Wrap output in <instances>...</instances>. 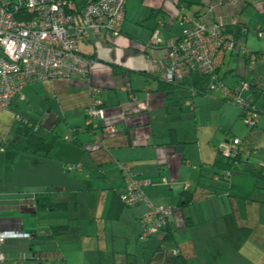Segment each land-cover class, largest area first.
Instances as JSON below:
<instances>
[{
    "label": "crops",
    "instance_id": "obj_1",
    "mask_svg": "<svg viewBox=\"0 0 264 264\" xmlns=\"http://www.w3.org/2000/svg\"><path fill=\"white\" fill-rule=\"evenodd\" d=\"M124 12L118 38L88 32V39L78 43L80 54L94 60L88 80L54 78L32 83L12 104L25 122L38 129L27 140L28 133L18 122L12 148L8 143L0 152V232L30 234L28 239L6 241L2 250L7 263L136 264L128 249L131 234L142 247L155 245L151 239L156 238L157 248L168 230L185 264H264V195L255 198L252 183L247 198H241L242 187L233 196L220 194L229 190L231 182L238 189L239 178L219 179L225 162L219 153L216 156V149L199 141L191 156L183 135L171 126L179 119L187 121L183 113L196 121L203 106L216 102L222 109L224 101L202 94L192 99L193 109L185 106L188 88L197 82L203 88L195 75L191 82L169 90L160 84L163 45L182 35L184 20L198 18L245 29L238 39L245 55H227L218 72L227 86L250 81L251 73L264 77V35H259L264 34V0H126ZM155 32L163 45L144 50ZM89 85L99 89L105 112L104 120L93 127L86 126ZM244 93L257 110L264 108V99L251 91ZM259 100L262 105L257 108ZM228 108L231 113L218 110L224 125L229 116L240 120L241 110ZM103 126H113L115 131L102 132ZM253 129L256 139L264 137V119ZM222 134L225 141L227 135L236 137L230 130ZM45 142L51 143L48 152ZM179 147L182 152H177ZM196 164L204 166V172L201 167L197 175ZM3 165L6 175H2ZM67 165L80 169L68 171ZM120 165L129 167L138 180L149 182L142 187L149 204L173 209L164 229L146 243L139 242L138 236L148 207L144 201L133 207L120 202L125 188ZM258 172L253 171V178H259ZM37 195L44 196L43 203L51 208L39 209ZM187 197L190 202L184 205ZM120 226L122 231H116ZM55 227L67 230L39 237Z\"/></svg>",
    "mask_w": 264,
    "mask_h": 264
},
{
    "label": "built area",
    "instance_id": "obj_2",
    "mask_svg": "<svg viewBox=\"0 0 264 264\" xmlns=\"http://www.w3.org/2000/svg\"><path fill=\"white\" fill-rule=\"evenodd\" d=\"M125 3L126 0H0V111L10 109L29 84L54 78L88 80L94 60L80 54L78 43L88 39V32L118 38L125 18ZM184 21L186 27L181 37L165 44L166 84H181L190 72L196 73L203 77V93L189 89L185 106L193 109L192 99L202 94L216 96L239 106L241 122L253 129L264 117V108L257 110L242 97L249 89L247 83L228 88L218 74L228 54L243 50L241 43L226 31L222 22L207 24L201 18ZM157 35V32L153 34L145 50L163 44ZM125 89L129 90V86ZM88 92L86 126L93 127L94 123L104 120L105 112L98 98L99 89L89 85ZM15 121L34 127L35 131L38 129L18 116ZM101 131L113 133L115 128L103 126ZM6 144L7 140L0 137V152L5 151ZM240 144L238 138L225 141L218 152L230 160L238 154ZM65 169L73 171L80 167L67 165ZM120 170L125 182L120 202L133 207L144 201L148 207L140 219L138 236L139 242L146 243L164 229L173 209L149 204L142 193V187L149 182L138 180L127 166L120 165ZM260 170L264 171V165ZM223 175L229 181L232 172L226 171ZM28 238L30 234L23 232H0V264H8L2 250L6 241ZM177 253L173 251V255Z\"/></svg>",
    "mask_w": 264,
    "mask_h": 264
},
{
    "label": "rangeland",
    "instance_id": "obj_3",
    "mask_svg": "<svg viewBox=\"0 0 264 264\" xmlns=\"http://www.w3.org/2000/svg\"><path fill=\"white\" fill-rule=\"evenodd\" d=\"M207 97H210L207 99H211V97L212 99L216 98L212 95H207ZM242 97L246 99V94L244 93ZM214 103L215 104L211 103L210 105L203 106V108L200 109L197 114L196 121H194L192 115L186 112L183 113L182 116L183 118H186L187 121L181 122L179 119V121L172 122L171 126L177 129L179 131V134L183 135L184 140L187 143L186 146L188 147L187 152L190 153L191 156H193L194 150L197 151L199 141L201 142L203 147L209 146L216 149L217 156L220 146L225 142V136L224 134H222V130H230L231 134L235 135L236 137H238V139L241 140V160L240 162L235 163L232 169V177L234 175L235 179L239 178V184L238 189H234V187H232L233 183H229V190L221 191L220 194L225 196H233V191L235 192L239 190V187H242L244 196L241 198H247L251 194L250 183H252L256 186L253 196H255V198H258L260 195H264V177L253 178L252 176L253 171H258V169L260 170V166L264 165V137H262L261 139H256L257 136H252V133L256 129L251 130L246 128L241 122V119H233L232 116H229V122L224 125V119L220 117L221 113L218 110H223V108H225L231 113L232 110L228 107H234L236 109L239 108L240 110L241 108L231 102H222L225 107H223L222 109H217L218 105L216 102ZM261 105L262 102L260 100L256 102L257 108H260ZM16 116L20 117L24 121L27 120L22 115H20L19 111L15 112L13 106H11L8 110L0 111V137L2 139H6L7 144L10 143L8 144L10 146V149L13 145L12 142H15L16 140L13 135V132L15 131V125L16 127L18 125V122L15 121ZM177 117L179 118L180 115H178ZM261 119H264V117H262ZM34 136H36V134L33 132V129H30L26 138L27 140H30L33 139ZM196 139L197 145L194 144ZM218 157L222 162L226 161V159L221 154H219ZM2 158V154L0 153V163H2ZM193 166L196 169L198 168L196 172L197 175L199 174V172H201V167L203 168L202 172H204L205 170V167L200 166L199 164ZM6 172L7 168L4 166L2 175H6ZM116 231H122L121 226L118 227ZM136 237L134 233L133 235L131 234L128 249L132 254H134L136 264H146L152 254V250L156 248V242H158V240L156 238L151 239V241H155L153 242L155 243V245L152 244L151 246V244L149 243V245L147 244L145 247H142L140 245L137 246L135 242ZM118 240V244H120V237H118Z\"/></svg>",
    "mask_w": 264,
    "mask_h": 264
},
{
    "label": "trees",
    "instance_id": "obj_4",
    "mask_svg": "<svg viewBox=\"0 0 264 264\" xmlns=\"http://www.w3.org/2000/svg\"><path fill=\"white\" fill-rule=\"evenodd\" d=\"M225 26V25H224ZM186 27V26H185ZM225 29L227 32L231 33L234 38L236 40H238L242 35H245V29L242 28L240 26V24H236L234 26H225ZM181 37V36H180ZM178 37V38H180ZM177 38V39H178ZM175 39V40H177ZM173 40V41H175ZM239 41V40H238ZM240 42V41H239ZM241 43V42H240ZM163 45V44H162ZM162 45L160 46H157V47H153L152 49H156V48H159L161 47ZM241 46H242V51H235L233 53H242L245 55L246 53V49L245 47L243 46V44L241 43ZM166 46L163 45V48L165 50V57L164 59L166 58ZM145 50V48H144ZM148 51V50H147ZM232 54V53H230ZM229 55V54H228ZM168 65L166 59H165V64H161L162 66V74H160V84H161V87L162 89H172L173 87H178L180 86L184 81H189L191 82L192 79H193V76L195 75V77L197 76L199 78V82L203 80V77L197 75L196 73L194 72H190L185 78H183L182 80V83L181 84H178V85H174V84H166L165 80H164V72H165V68L166 66ZM219 72V71H218ZM251 76H254L253 78L250 79V81H243L245 83L248 84L249 86V89L248 91H246L247 93H253L255 96H258V98H262L264 99V77H262L261 75H258V74H253L251 73ZM241 82V83H243ZM224 83V82H223ZM240 83V84H241ZM226 85V83H224ZM239 84V85H240ZM237 85V86H239ZM198 82L195 83L194 85L190 86L188 88V95H189V89H194V90H197L198 92L200 93H203L201 91V88H198ZM227 86V85H226ZM236 86V87H237ZM228 88H235V87H229L227 86ZM252 87H254L255 89H251ZM221 100V99H220ZM224 102H227L225 100H222ZM247 103L250 105V106H254L253 102L250 101L249 99L247 100ZM255 107V106H254ZM22 125V124H21ZM35 126V125H34ZM23 127L26 129L27 133L28 131L31 129H33L32 127H27V126H24ZM37 131V130H36ZM34 129H33V132L35 133L36 132ZM236 137H233V136H228L226 137V141H230L232 139H234ZM41 145V144H40ZM43 146H45V152H48L49 149L51 148V143L50 144H47L46 142L43 143ZM239 151H238V154L234 157V158H231L230 160H226L225 163H224V166H225V170L223 171L222 174H218L217 177L221 180H226L225 177H224V172L226 171H230L232 172V169L234 167V164L239 162ZM258 175L259 177H264V171L262 170H259L258 172ZM189 197L185 198L184 200V205L188 204L190 201H189ZM36 200H37V206L39 209H46V208H51L50 205L48 204H44V200H46V198L42 195H37L36 197ZM67 230V227H55V228H52L50 231H46L44 233H41L39 234L40 238L42 239H46V238H49L51 237L52 235H54V233H59V232H62V231H66ZM38 235V234H37ZM10 241V240H9ZM172 242H173V234L171 231H168L166 232L165 236L161 239L160 241V245L154 250L153 252V255L152 257L150 258V260L147 262V264H185L183 260H181V256L179 255V253H177L176 255H173V251L177 250L175 247H173L172 245ZM6 244V242H5Z\"/></svg>",
    "mask_w": 264,
    "mask_h": 264
},
{
    "label": "water",
    "instance_id": "obj_5",
    "mask_svg": "<svg viewBox=\"0 0 264 264\" xmlns=\"http://www.w3.org/2000/svg\"><path fill=\"white\" fill-rule=\"evenodd\" d=\"M177 152H182V147L177 148Z\"/></svg>",
    "mask_w": 264,
    "mask_h": 264
}]
</instances>
